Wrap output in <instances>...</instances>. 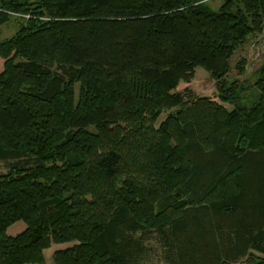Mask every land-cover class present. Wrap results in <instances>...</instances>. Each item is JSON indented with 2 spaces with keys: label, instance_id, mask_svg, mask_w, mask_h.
I'll return each mask as SVG.
<instances>
[{
  "label": "trees",
  "instance_id": "1",
  "mask_svg": "<svg viewBox=\"0 0 264 264\" xmlns=\"http://www.w3.org/2000/svg\"><path fill=\"white\" fill-rule=\"evenodd\" d=\"M263 29L264 0H0V264H142L148 234L167 264H264V63L250 104L225 80ZM197 67L219 101L174 92Z\"/></svg>",
  "mask_w": 264,
  "mask_h": 264
},
{
  "label": "rangeland",
  "instance_id": "2",
  "mask_svg": "<svg viewBox=\"0 0 264 264\" xmlns=\"http://www.w3.org/2000/svg\"><path fill=\"white\" fill-rule=\"evenodd\" d=\"M210 4L213 8L218 7L224 2V0H203ZM21 22L13 19L8 25L1 29V40L11 38L16 35L20 28ZM264 63V29L261 33L252 35L249 39L236 51L231 60V72L225 80L228 83H232L238 80L240 85H244L245 91L241 94L246 104H250L254 98L255 88L252 87L256 81L260 68ZM243 66V69L238 68ZM4 69V60L0 57V73ZM240 73V74H239ZM251 86V87H250ZM186 90H191L194 96L211 97L219 101L218 90L216 82L211 78L210 74L201 67H197L194 78L188 82H181L178 88L174 91L176 93L184 94ZM80 85H75V100L76 103L79 99ZM229 110L233 108L230 104H224ZM175 112V109L164 110L158 117V124L163 122L170 113ZM23 162V161H19ZM17 162L15 161H0V174H6L10 167ZM26 229V224L23 221H18L12 224L7 233L11 236H15ZM146 244L149 248L148 253L142 262V264H167L164 259V249L162 243L159 240V234H148L146 236ZM72 244L54 245L48 250H45L46 264H54L53 253L56 250L64 249Z\"/></svg>",
  "mask_w": 264,
  "mask_h": 264
}]
</instances>
